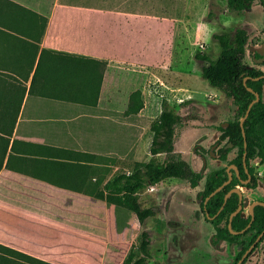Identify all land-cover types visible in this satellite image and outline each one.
Here are the masks:
<instances>
[{
	"label": "crops",
	"instance_id": "obj_1",
	"mask_svg": "<svg viewBox=\"0 0 264 264\" xmlns=\"http://www.w3.org/2000/svg\"><path fill=\"white\" fill-rule=\"evenodd\" d=\"M226 11V0H0V83L12 86L8 98L26 87L3 166L0 132L1 246L52 264L125 260L137 216L82 187L97 162L112 161V146L138 138L129 130L143 107L129 112V92L108 79L160 69L195 98L197 43L218 33L209 27ZM57 52L107 61L100 88Z\"/></svg>",
	"mask_w": 264,
	"mask_h": 264
},
{
	"label": "trees",
	"instance_id": "obj_2",
	"mask_svg": "<svg viewBox=\"0 0 264 264\" xmlns=\"http://www.w3.org/2000/svg\"><path fill=\"white\" fill-rule=\"evenodd\" d=\"M226 2L227 9L235 12L249 10L258 2L263 3L264 6V0H226ZM211 14L210 12L209 16ZM262 33L264 34V27ZM213 37L219 46L218 56L213 57L211 53L199 49L195 52L194 58L200 63L202 77L210 85L222 89L225 96L236 105L234 119L223 121L217 126L220 135L216 141L218 145L216 158L226 165L208 171L207 155L212 154V152L210 149L204 148V167L200 170L193 168L183 152L178 150L176 146L178 132L187 126V122L183 115L168 108L167 102L164 101L165 108L150 127L149 151L152 157L148 161L136 162L130 171L114 173L108 180L102 183L98 182L101 188L96 192L87 193L125 207L134 212L138 218L140 225L139 243L132 245L127 257L121 264H148V260L152 257L153 239L147 222L158 214V206L144 205L141 201V193L148 187L172 177L188 181L192 188H196L199 182L205 179L201 207L215 230L212 241L216 245L221 242L228 243L232 250L234 247H240L235 264L264 231V206L257 205L254 207V217L251 213L245 217L243 215L244 208L233 217L232 230L236 231L233 233L229 228V221L231 214L239 207L240 195L233 192L225 199L233 188L255 189L261 185L257 173H253L252 161L257 159L260 164L264 163V70L259 67L264 66V62L258 63V66L246 62L248 52L254 57H260L258 53L250 51L252 44L259 43V39H256L252 28L244 26L236 27L233 31L223 30L215 33ZM56 55L59 58H64L66 71L71 68L79 71L81 74L80 82L84 86L95 81L97 89L100 88L108 65L107 61L61 52H57ZM43 57L42 54L34 78L38 73L39 66L42 65ZM257 77L261 78L257 79ZM33 84L34 80L32 86ZM11 87L6 81L0 83L2 90L9 91L12 89ZM249 87L253 90L250 91ZM19 89H21V94L18 98L17 112L14 115L0 113V132L8 136H1L2 142L6 143L2 150L1 166H3L4 156L10 142L9 137L13 133L26 92V87L22 85ZM255 92L260 94V100L254 103L244 120L243 126H241V118L245 116L250 103L256 98ZM8 101H5V104H8ZM193 103L194 99H188L181 104L188 106ZM142 107V103H130L129 112H138ZM226 122L229 123L227 126L224 125ZM160 154H165L163 160L158 159ZM245 154L246 160L244 161ZM232 164L237 166L239 173L232 168L233 178L230 183L217 190L229 179L228 167ZM249 176H251L250 179ZM247 180L248 182H245ZM84 184L87 182H83L82 187L85 186ZM86 190L88 189L86 188ZM263 240L264 234L247 257ZM0 251L3 252L0 253V264H52L1 245ZM245 261L246 258L242 264Z\"/></svg>",
	"mask_w": 264,
	"mask_h": 264
},
{
	"label": "rangeland",
	"instance_id": "obj_3",
	"mask_svg": "<svg viewBox=\"0 0 264 264\" xmlns=\"http://www.w3.org/2000/svg\"><path fill=\"white\" fill-rule=\"evenodd\" d=\"M225 9V8H224ZM209 15V14H208ZM216 15V14H215ZM213 14L209 18H213ZM213 20V19H212ZM244 26L252 28L259 43L252 46L262 47L264 34V6L256 3L251 9L241 12L226 11L214 19L209 27V34L214 31H233L236 27ZM208 44L206 45V43ZM207 51L213 57H217L219 46L213 36L209 39L199 40L197 50ZM253 52V51H252ZM195 59V58H194ZM196 60V59H195ZM197 61V60H196ZM247 63L257 65L254 55L248 52ZM264 70V66H259ZM42 65L39 66L38 73ZM190 84L192 95L180 94L181 89L174 88L172 77L160 69H142L141 71L124 70L110 77V85L121 90H127L132 103H142L143 109L135 113L131 119L133 129L129 130L138 138L135 143L129 145H116L111 147L112 161L96 163V179L90 184H85L89 191L96 192L101 188L98 184L108 180L116 172L130 171L136 162L148 161L152 154L149 151L151 142L150 127L167 107L184 116L187 126L178 132L176 146L183 152L185 158L194 169L200 170L204 162V148L210 149L212 154L207 155L209 169L225 166L226 163L217 159L218 145L216 141L220 135L217 126L228 120H233L236 109L233 103L225 96L222 89L210 85L201 75L200 63L197 61ZM199 71V73H198ZM169 80H171L169 82ZM162 81L170 83L165 86ZM1 90L0 111L14 115L18 108V96L5 98L10 92ZM178 91V92H177ZM188 91V90H184ZM16 91H14L15 93ZM17 93V92H16ZM4 94V95H3ZM194 99V103L182 106V102ZM8 104H5V101ZM197 108H193V107ZM215 148L212 150V147ZM103 154V147H97ZM165 154L158 156L163 160ZM257 159L252 161L253 173H257L261 185L255 189L240 187L244 196L243 215L247 217L250 213V205L256 200L264 197V175L259 174ZM205 179H202L196 188H192L188 181L180 178H169L158 185L150 186L141 193V201L146 206H158V214L147 222L153 239L151 252L152 257L148 264H235L239 255L240 247L232 250L228 243L214 244L212 241L215 230L205 216L201 207L203 201ZM117 205V204H116ZM122 207V206H120ZM131 212L129 209L122 207ZM122 224V221H119ZM140 226L132 231L129 236L130 248L138 244ZM130 250V249H129ZM264 240L258 247L246 257L244 264H264L263 261Z\"/></svg>",
	"mask_w": 264,
	"mask_h": 264
},
{
	"label": "water",
	"instance_id": "obj_4",
	"mask_svg": "<svg viewBox=\"0 0 264 264\" xmlns=\"http://www.w3.org/2000/svg\"><path fill=\"white\" fill-rule=\"evenodd\" d=\"M250 51H253L254 53L256 52V53H258L259 55H260V57L259 58H257V57H254V59H255V61L257 62V63H262V62H264V43H263V46L262 47H256V46H251V48H250ZM261 77H257V79H260ZM246 80V79H245ZM250 91H252L253 89L252 88H248ZM255 94H256V98L250 103V105H249V108H248V110H247V112H246V114H245V116L244 117H242L241 118V126H243V123H244V120L247 118V116H248V114H249V112H250V110H251V108H252V106L254 105V103H256V102H258L259 100H260V94L258 93V92H255ZM236 109V105L235 104H233V110H235ZM229 123L228 122H226V123H224V125L225 126H227ZM231 145V144H230ZM215 146L216 145H214L213 147H212V150L215 148ZM246 160V154L244 155V161ZM245 165H246V162H245ZM236 169L237 170V173H239V170H238V168H237V166L236 165H234V164H232V165H230L229 167H228V170H229V179L227 180V181H225L224 182V184L221 186V187H219L217 190H220L224 185H226V184H228V183H230V181L232 180V178H233V173H232V171H231V169ZM251 178V176H249V179ZM248 179V180H249ZM248 180L247 181H245V182H248ZM233 192H237V193H239V195H240V204H239V207L231 214V216H230V221H229V228L231 229V231L233 232V233H235L236 231H233L232 230V220H233V217L235 216V215H237L240 211H242V209L244 208V196H243V191H242V189L240 188V187H237V188H233V189H231L230 191H229V193L226 195V197H225V199H227L229 196H230V194L231 193H233ZM257 205H263L264 206V200H256V201H254V202H252L251 203V205H250V213H251V215L254 217V207L255 206H257ZM243 232V231H242ZM263 234H264V231L258 236V238L256 239V241L253 243V245H251V247L244 253V255L242 256V258L238 261V263L237 264H242L243 263V261L245 260V258L247 257V255L249 254V252L253 249V247L261 240V238H262V236H263Z\"/></svg>",
	"mask_w": 264,
	"mask_h": 264
},
{
	"label": "flooded vegetation",
	"instance_id": "obj_5",
	"mask_svg": "<svg viewBox=\"0 0 264 264\" xmlns=\"http://www.w3.org/2000/svg\"><path fill=\"white\" fill-rule=\"evenodd\" d=\"M203 157H204V155H203ZM203 167H204V162H203Z\"/></svg>",
	"mask_w": 264,
	"mask_h": 264
}]
</instances>
